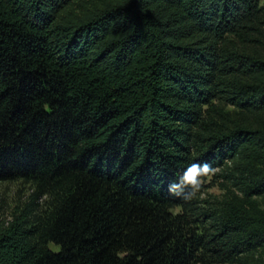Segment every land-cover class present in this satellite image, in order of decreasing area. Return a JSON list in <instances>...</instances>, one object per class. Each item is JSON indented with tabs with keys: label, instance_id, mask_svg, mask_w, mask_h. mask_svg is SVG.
Instances as JSON below:
<instances>
[{
	"label": "trees",
	"instance_id": "16d2710c",
	"mask_svg": "<svg viewBox=\"0 0 264 264\" xmlns=\"http://www.w3.org/2000/svg\"><path fill=\"white\" fill-rule=\"evenodd\" d=\"M193 162L220 195L169 194ZM8 180L0 264H264L261 0H0Z\"/></svg>",
	"mask_w": 264,
	"mask_h": 264
},
{
	"label": "rangeland",
	"instance_id": "374dc122",
	"mask_svg": "<svg viewBox=\"0 0 264 264\" xmlns=\"http://www.w3.org/2000/svg\"><path fill=\"white\" fill-rule=\"evenodd\" d=\"M264 5V0H261ZM218 172V169H215ZM216 175L210 176L204 183L203 188L198 193L200 199L211 195H220L222 190L219 188ZM33 186L23 180L0 181V222L7 224L12 214L21 210L32 196ZM48 197L44 196L38 201V211L44 213ZM54 251L59 250V246L50 244Z\"/></svg>",
	"mask_w": 264,
	"mask_h": 264
},
{
	"label": "clouds",
	"instance_id": "9594fccd",
	"mask_svg": "<svg viewBox=\"0 0 264 264\" xmlns=\"http://www.w3.org/2000/svg\"><path fill=\"white\" fill-rule=\"evenodd\" d=\"M215 168L208 162L189 164L168 186L170 195L185 201L194 199L201 191L205 181L215 175Z\"/></svg>",
	"mask_w": 264,
	"mask_h": 264
}]
</instances>
